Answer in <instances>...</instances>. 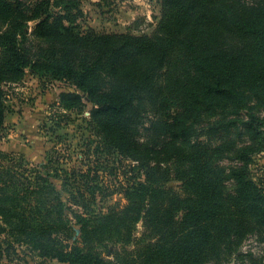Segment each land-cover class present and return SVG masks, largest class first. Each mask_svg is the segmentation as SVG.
<instances>
[{"label":"trees","instance_id":"obj_1","mask_svg":"<svg viewBox=\"0 0 264 264\" xmlns=\"http://www.w3.org/2000/svg\"><path fill=\"white\" fill-rule=\"evenodd\" d=\"M161 2L164 16L150 37L76 30L78 0H0V134L8 112L3 85L19 83L27 71L73 84L83 95L63 93L60 106L78 111L88 97L103 142L145 169V183L125 194L129 204L112 209L133 224L144 222V238L162 237L144 239V264L170 255L180 264H225L242 256L249 239L264 244V178L255 172L264 149V0ZM31 22L49 45L35 55L22 44ZM147 101L176 109L162 124L160 144H140L135 135ZM37 173L31 191L0 189V230L62 264H117L61 240L60 233L71 231L64 204L46 200L55 189ZM174 181L186 196L167 188ZM0 182L9 180L0 174ZM112 216L101 218V231ZM184 223L193 225L189 235L170 239ZM12 250L0 247L7 264H14Z\"/></svg>","mask_w":264,"mask_h":264},{"label":"rangeland","instance_id":"obj_2","mask_svg":"<svg viewBox=\"0 0 264 264\" xmlns=\"http://www.w3.org/2000/svg\"><path fill=\"white\" fill-rule=\"evenodd\" d=\"M239 1L253 5L257 0ZM162 7L161 0H78L73 10L75 29L97 34L153 37L164 16ZM35 26L34 22L29 24L27 39L22 43L31 55L47 51L49 46L36 35ZM2 60L0 48V64ZM102 76L106 77L104 88H109L110 77L105 73ZM2 89L8 112L0 134V174L9 182L6 185L0 182V189L5 188L11 195L14 190L31 191L35 188L33 182L37 172H40L55 189L51 194L46 193V200L56 207L59 201L64 204V215L71 228L70 232L60 233L64 243L77 244L85 251L102 252L117 264H144V239L159 243L162 237L156 238L155 233H149L147 239L144 238V222L133 224L122 214H112V209L122 210L129 204L125 194L136 184L145 183V169L139 167L136 159L103 142L94 128L91 117L94 105L90 99L84 98L85 107L81 110H65L60 106L61 95L74 92L83 95V92L67 81L51 75H33L30 71L19 83L5 84ZM174 108L171 105L154 108L150 101L145 108L143 105L141 124L135 134L140 144H160L164 139L162 124L171 117ZM256 158L255 172L264 178V149ZM74 175L80 177L79 183L74 182ZM84 175L89 179H83ZM167 188L180 196L187 195L182 182H171ZM7 204L12 203L8 201ZM106 215L113 216L101 231L100 220ZM131 215L137 217L136 212ZM53 218L57 219V213ZM182 218L183 212H179L177 220ZM192 228L191 223L177 224L171 229L174 235L169 238L185 237ZM9 244L13 246L10 254L14 264H62L40 256L0 230V247L5 250ZM240 249L242 256H234L225 264H264V244L255 238L246 241ZM168 259L161 264H180L173 255ZM7 263L1 252L0 264Z\"/></svg>","mask_w":264,"mask_h":264}]
</instances>
